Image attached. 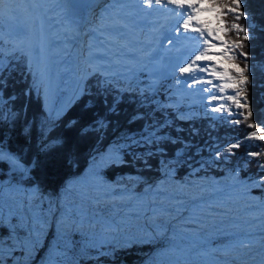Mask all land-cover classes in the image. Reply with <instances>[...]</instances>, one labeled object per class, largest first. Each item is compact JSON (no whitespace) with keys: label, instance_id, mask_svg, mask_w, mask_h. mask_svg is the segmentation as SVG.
Here are the masks:
<instances>
[{"label":"rangeland","instance_id":"374dc122","mask_svg":"<svg viewBox=\"0 0 264 264\" xmlns=\"http://www.w3.org/2000/svg\"><path fill=\"white\" fill-rule=\"evenodd\" d=\"M204 5L209 7L207 0ZM3 8L5 15L0 18V26L3 29L0 35L5 41L21 44L24 39V35L19 33L21 27L17 22L16 26L12 27L11 20L14 18L9 19L6 14L7 6ZM94 13L98 15V10ZM206 20L215 22V27V12H206ZM88 37L85 45L81 46L80 56L68 61L70 65L62 69L61 76L58 74L61 72L58 64H55L53 71L47 67L42 68L38 62L36 48H27L33 59V70L39 73L35 85L31 76L33 89L40 90L45 112L50 110L55 114L65 106L67 109L76 100L74 96L83 89L90 71L94 70L99 73L97 81L106 84L105 87L114 92L115 98H119L122 93L120 90L128 89L137 93V96L149 98L157 108L163 110L165 116L175 114L188 120L203 114L214 122L211 117L221 115L207 111L210 105H207L204 97L212 93L198 91L207 85L200 84L196 88H188L184 84L176 83L177 79L186 78L180 77L174 71L177 65H180L179 58L184 51H180L181 54L176 53L172 71H166L161 77L153 71L156 67L154 64L135 66L134 60L138 56L126 52L125 48H122L123 52H116L117 45L114 44L115 47L111 48L106 45L108 42L112 44L108 39L97 41ZM120 40L122 41V37ZM11 47L10 43V47L7 46L4 52L7 54ZM211 52L214 54L212 59L219 68L230 69L227 60L215 55L218 50L211 49ZM19 56L20 54L16 53L14 60ZM108 79L109 83L103 82ZM227 92L233 94V90ZM5 100L8 102V98ZM232 110H237L234 104ZM224 115L226 116V113ZM115 145L116 143H110L104 151L95 154L84 171L68 179L61 193L53 198L40 197L33 188H27L13 179V175L0 178V185L5 186L3 198L0 199V212L3 213L4 223H8L10 217L15 223L13 218L25 215L26 209L22 201L26 193H35L47 215L48 223L43 226L40 242L46 235L54 214H59L58 222L54 226L55 233L50 238L44 255L36 264H47L50 257L55 260L57 253L65 264H76L78 256L95 254L96 252H92L93 248L99 251L100 247L106 244L118 246L130 244V241H159L162 244L145 264H212V261L228 256L241 239L251 240L252 259L257 262L261 259L259 248L261 240L264 239V195L260 196L255 191L262 186L261 176L241 177L237 169L221 176L201 175L194 174L197 167H193L191 172L195 178L192 181L178 182L172 177L174 170L170 169L155 184L142 192H136L126 185L125 179L118 177L116 180H110L101 171L108 165L101 161V157ZM94 159L97 162L95 171L98 175L93 174ZM125 177H129L127 181L131 184L136 181L130 174ZM8 185L13 189L19 188L20 191L9 190ZM161 209L167 211L162 212ZM13 235L15 248H26V252L20 258L16 256L11 263H7L5 257L9 256L10 252L7 254L5 250L8 247L4 246L3 259L5 264H22L23 259L34 250L28 242V232L22 237L18 236L16 231ZM224 249L229 251L225 252Z\"/></svg>","mask_w":264,"mask_h":264},{"label":"trees","instance_id":"16d2710c","mask_svg":"<svg viewBox=\"0 0 264 264\" xmlns=\"http://www.w3.org/2000/svg\"><path fill=\"white\" fill-rule=\"evenodd\" d=\"M246 11L249 12L253 25L249 28L251 38L246 42L245 48V51L250 53L248 63L251 83L247 86V98L253 112L251 120L259 125V122L264 120V0H247ZM241 23L248 26L249 22L242 20ZM26 61L28 62L20 55L17 60L11 62L13 70H5L0 74V79L6 81V85L3 86L4 100L11 96L17 97L15 101L8 99L9 108L19 110L22 105H28L26 118L30 124L34 122L35 125L29 141L31 147L29 150L28 145L24 144L23 137L19 135V128L23 126L25 119L24 114H21L17 129L6 137L7 150L19 152L23 146L27 159L36 156L43 158V153L38 149L42 139L40 124L46 114L45 106L40 90L33 89L32 75L27 70ZM228 65L231 69V62L228 61ZM98 74L88 77L83 88L84 94L67 107L61 120L55 121L56 128L51 135H59L66 140L61 150L48 156L43 166L33 169L27 176L9 172L0 165V178L13 175V179L25 187L33 188L34 191L39 189L35 193L40 197H56L61 193L67 180L81 174L95 154L104 151L110 143L121 140L125 133L139 136L150 127H154L160 134L157 144L150 146L151 152L140 148L137 150L142 153L139 158L124 156L126 162L123 164L105 165L101 171L108 179L116 180L121 177L125 179L124 182L129 188L142 192L164 177L170 169L174 170L172 177L178 182L192 181L195 178L194 174L221 176L236 169L241 177L264 175L257 164V159L264 162V156L252 158L247 155L248 152H259L264 148L262 141L255 139L244 141L240 148L235 150L236 155L216 158L217 149L237 138L243 140L246 133L252 131L245 123L234 125L219 121L211 122L210 118L202 114L191 117L192 120L182 119L175 114L165 116L163 110L157 108L149 98L144 99L128 89L120 90L122 93L119 94V98H115L114 92L105 87L106 84L97 81ZM101 76L100 74V78ZM103 82L109 83V80ZM29 89L30 96L23 95ZM89 102L92 106L85 107ZM113 106L115 112L110 110ZM134 115L143 119L130 122ZM73 119L77 120L78 124L71 129L67 128L66 122ZM96 120H104L107 127L84 136L79 134L78 128L81 125H89ZM193 167H197L194 174L191 172ZM127 174L136 179L134 184L127 181L129 178L125 177ZM255 191L260 196L264 195V186ZM58 217L59 214H54L53 220L48 224L46 235L35 250L30 251L26 259H23L22 264H36L41 259L48 248L50 238L55 233L54 226L58 222ZM27 232L26 228L16 229V234L21 237L26 236ZM13 236V232L9 233L7 228L0 226V240L8 247L6 253L10 252V255L5 257L7 263H11L16 256L20 258L26 252V248H15ZM161 245L159 241L132 242L118 246L106 244L101 246L99 251L93 248L92 252H96L93 255L78 256L76 264H145Z\"/></svg>","mask_w":264,"mask_h":264},{"label":"snow or ice","instance_id":"6c2138e0","mask_svg":"<svg viewBox=\"0 0 264 264\" xmlns=\"http://www.w3.org/2000/svg\"><path fill=\"white\" fill-rule=\"evenodd\" d=\"M12 2L18 3L19 0H12ZM24 2L38 4L40 0H24ZM115 2H123V0H115ZM204 2L205 0H139L144 9H152L153 5H155L157 8H165L171 12V29L176 41L181 37L185 40L196 39L198 41L199 46L193 55L182 65H177L174 69L180 77H186L185 79H177L176 83L184 84L188 88H196L200 84L207 85V87L200 88L198 91L212 93L204 97L207 105H210L207 111L221 114L211 117L213 121L234 125L245 123L248 128L252 129V131L246 133L243 140L237 138L235 141H230L222 148L217 149L216 158L219 159L225 155H236L235 150L239 149L244 141L255 139L264 142V134H262L264 133V120H261L259 125L251 120L253 112L247 98V86L251 83L249 76L250 66L248 63L250 53L245 51V48L247 46L246 42L251 38L249 28L253 27L250 21V14L246 11L247 0H207L209 7L201 8L200 4ZM4 4L5 0H0V18L5 15ZM17 11L15 8H8L7 15L9 19L14 18ZM26 11L33 12L37 10L27 9ZM107 11L105 9L106 13ZM200 12H215L216 26L210 27L209 22H202L199 19ZM101 19L103 20L104 17H101ZM113 19L118 23L121 17L116 15ZM242 20L248 21V26L242 24ZM123 27L121 26V28ZM164 27L165 25H161V29ZM2 31V26H0V33ZM189 33L194 34V36H190ZM165 38L169 45L174 44L175 41L172 36L166 35ZM6 43L12 44L11 50L7 54L4 52V45ZM213 48L222 49V51L215 53V55L231 62V69H221L217 66L212 59L214 54L211 52V49ZM16 53H19L28 60V70L32 73L33 84L35 85L39 73L33 70L29 51H26L20 44L5 41L2 35H0V74H3L5 70H13L11 62L16 59ZM195 73H203L204 75L197 76ZM5 85L6 81L0 79V165H3L8 170L19 173L21 176H27L33 169L43 166L48 156L60 151L65 145V139L59 135H51V133L56 128L55 121L61 120L65 114L66 106L55 114L50 110H46L44 120L40 124V136L42 139L38 149L40 153H43V158L36 156L32 159H27L24 156L25 147L23 146L19 152L7 150L6 137L17 129L21 114H24L25 119L23 126L19 128V135L23 137L24 144L28 145L30 150L31 145L29 141L35 125L34 122L30 124L26 118L27 104L22 105L19 110L7 106L8 102L3 98V86ZM213 89L216 91L213 92ZM227 90H233V94H228ZM30 94L31 89L23 93V95L27 96H30ZM83 94V89H80L79 94L74 96V99H78L79 95ZM8 99L15 101L17 97L11 96ZM228 102H231V104ZM233 104L237 111L232 110ZM91 106V102L85 105V107ZM110 110L112 112L116 111L114 106ZM225 113L226 116L224 115ZM227 117H233V119H228ZM137 119H143V117L134 115L130 122ZM77 124L78 121L73 119L67 121L65 126L71 129ZM106 127L107 124L104 120H96L92 124L81 125L78 128V132L81 136H84L93 131H101ZM159 136L160 134L156 132L154 127H150L147 132H142L139 136L125 133L121 137V140L116 142L115 147L111 148L105 156L101 157V161L109 165L118 166L126 162L124 156L139 158L142 153L137 150L145 148L151 152L152 148L150 146L157 144ZM247 155L252 158L264 156V148L259 152H248ZM96 164L97 162L94 159V175L99 174L95 171ZM257 164L260 172L264 173V162L257 159ZM260 184L264 186V175L260 177ZM7 188L12 191H20L19 188L13 189L11 185H8ZM4 191L5 186L0 185V199L3 198ZM35 191H39V189ZM29 196H31V199H29ZM22 204L26 209L25 215L23 217L17 216L15 223L12 222V218L10 217L8 225H5L3 213L0 212V226L7 228L9 233L15 232L17 228H26L28 231V242L33 250H35L36 246L40 244L43 226L48 223L47 215L40 200L35 197V193H26ZM49 211H51V208H49ZM161 211L164 212L167 209H161ZM4 243L3 240H0V264H5L3 259ZM251 243V240H239L231 249L228 256L222 258V260H214L212 264H249V261H251V264H264V239L261 240L259 248L261 259L258 262L252 259ZM246 249L247 251H245ZM223 251L228 252L229 250L224 249ZM56 255L57 258L53 260L50 257L47 260V264H65L64 261L59 259V253Z\"/></svg>","mask_w":264,"mask_h":264},{"label":"bare ground","instance_id":"6f19581e","mask_svg":"<svg viewBox=\"0 0 264 264\" xmlns=\"http://www.w3.org/2000/svg\"><path fill=\"white\" fill-rule=\"evenodd\" d=\"M46 1L40 0L38 4H33L25 3L24 0L21 2L19 0L18 3L5 0L3 6H7L8 9L18 4L15 8L18 10L16 12L18 15H15L16 17L11 22L12 27L16 26V22L21 27L19 33L24 35V39H21L20 45L26 51L29 46L36 48L38 62L42 68L47 67L53 71L55 64H58V69H61L59 76L62 75V69L70 65L69 60L80 56L81 46L85 45L88 36L97 41L108 39L112 44L107 41L106 45L110 48L115 47L114 44L117 45L116 52H123L122 48H125L126 52L137 55L138 58L134 60L135 66L136 64L156 65L153 71L161 77L166 71H172L173 57L177 52L184 51L183 54L180 52L179 58V63L182 65L199 46L196 39L185 40L181 37L176 41L171 29L172 16L163 20V16H166L163 10L166 9L157 8L155 5L152 9H144L139 0H123V2L92 0L81 9L71 6L68 0H52L49 10L46 9ZM200 7L206 8L204 3L200 4ZM27 9L37 11L28 12ZM96 9L98 15L94 13ZM105 9L108 10L107 13ZM116 15L121 17L118 23L113 19ZM101 17L104 19L102 20ZM199 19L207 22L206 12H200ZM208 22L210 27H214L215 22ZM161 25L165 27L161 29ZM121 26L124 27L121 28ZM166 35L172 36L174 44L167 43ZM189 35L194 36L192 33ZM99 36L104 38L100 39ZM213 49L221 51V48ZM90 72L89 77L92 73H98L94 70ZM202 75L204 74H197V76Z\"/></svg>","mask_w":264,"mask_h":264}]
</instances>
